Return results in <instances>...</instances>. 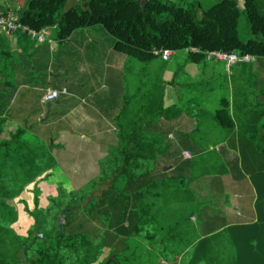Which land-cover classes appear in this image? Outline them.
<instances>
[{"label":"crops","instance_id":"1","mask_svg":"<svg viewBox=\"0 0 264 264\" xmlns=\"http://www.w3.org/2000/svg\"><path fill=\"white\" fill-rule=\"evenodd\" d=\"M14 2L2 0L0 12L3 9L17 12L23 7L21 0ZM95 27L78 30L62 42L48 31L43 32L44 42L19 34L0 36V112L12 105L21 109L24 91L67 89L60 118L55 119L76 159L59 160L57 167L64 171L100 172L105 158L117 153L119 113L125 107L120 124L128 131L137 110L146 107L138 98L141 87L150 84L146 79L150 67L161 63L163 94L156 108L163 102L162 112L154 123H147L145 115L142 116L144 124L139 137L143 153L150 157L149 150H153V158L147 160L149 164L144 169L150 174L139 183L143 187L160 183L157 191L149 195L159 204L156 215L161 223L176 218L174 214L167 218L165 197H174L181 190V186L167 184L166 171L181 177V183L188 182L190 204H206L200 220L196 216L191 219L196 221L189 234L198 238L185 248L183 255L189 253L194 257L205 251V260L213 258L220 264H256V248L247 239L251 238V230L255 237L258 223L255 204L260 196L257 191L264 189V155L255 147L258 140L264 141V59L235 65L231 73L223 63L190 62L188 58L181 61L178 54L172 57L170 65V61L159 58L144 63L117 52L115 40ZM138 62L142 64L141 75L136 72L140 70ZM171 65L177 70L170 72L167 83L166 68ZM55 66L56 74L43 85L36 81L37 75ZM188 70L189 74H180ZM181 75L185 78L180 81ZM9 94L12 98L6 104L2 95ZM223 96L230 100L233 129L221 126L215 119ZM28 102L34 109L39 106ZM150 140L156 146L147 145ZM187 151L194 156L181 159ZM204 156L208 161L199 169L201 174L195 176V167ZM166 157H171L173 163L160 168L158 165L166 162ZM171 182H176L175 178L171 177ZM167 230L158 227L157 233L166 235ZM223 232H229L233 241L227 248L228 254L221 257L214 253L220 252L214 242Z\"/></svg>","mask_w":264,"mask_h":264},{"label":"trees","instance_id":"2","mask_svg":"<svg viewBox=\"0 0 264 264\" xmlns=\"http://www.w3.org/2000/svg\"><path fill=\"white\" fill-rule=\"evenodd\" d=\"M67 1L29 0L18 10L20 21L39 33L56 27V40L61 42L78 30L101 26L114 38L117 52L144 63L156 58L153 55L154 49L179 51L188 47H197L202 51L188 54L190 62L205 60V53L211 51L250 54L257 59H264V13L257 0H243L244 11L254 36L246 41L239 34V20L243 10L238 0H220L204 10L201 17L195 6L184 7L164 0H88L84 8L74 6L62 12ZM8 11L3 9L1 14ZM15 34L30 37L27 33ZM45 93L24 91L21 93V109L12 105L0 112V224L17 218L15 206L9 203L20 195L19 184L36 181L41 174L55 168L59 160L76 159L72 149L63 140L64 131L56 125L55 116L60 118L65 95L53 101L48 109L43 102ZM2 96L6 104L12 98L11 94ZM29 100L38 103V108L29 106ZM162 106L163 102L158 110L160 116ZM124 109L118 115V146L114 161L116 168L112 173L102 169L98 175L99 180L92 179L85 186L93 188L91 198L77 192L72 194L67 206L62 199H52L53 206L42 209L37 192L34 209L29 211L35 219L34 227L28 230L25 237L15 235L12 239V244L19 251L23 250L24 260L17 259L14 262L0 258V264H96L105 243L96 245L92 235L87 232L68 229L71 220H77L78 211H84L89 217H93L94 212L100 216L108 200L114 205H122V222L128 214L138 219L139 223L133 231L140 232L143 227L148 229L161 223L158 215L153 213L155 203L137 201L136 204L135 199L144 196L146 191L151 194L160 183H149L145 189L134 193L126 191L127 185L138 183L150 174V171H144V161L150 157L143 153V141L139 137V129L144 124V118L140 116L142 109L137 110L135 121L128 131L120 124ZM47 112L48 118L41 122ZM215 119L227 129L234 128L228 97H221ZM28 136L32 137V142L27 140ZM255 147L264 155V141L258 140ZM99 189L100 196H94V192ZM131 202L132 205L136 204L135 207H132ZM259 202L260 196L255 204L258 215L255 237L251 230V238L247 239V243L256 248V261L261 252L264 255V204L260 205ZM193 209L190 208L191 212L187 215L178 213L173 220H166L163 225H159L160 228L168 229L166 235L161 236L157 242L164 246L163 256H178L181 251L178 252L177 247L184 245L189 248L197 241L198 236L189 234L194 227L191 219L196 214L200 215L202 208L196 211ZM64 210L65 222L62 223L60 214ZM52 211L56 212L52 214ZM149 235L153 239L157 236L153 233ZM205 242L203 240L201 243ZM205 257V251L196 253L193 261H206ZM121 258L124 260L125 255ZM250 258H253L252 252ZM106 264L117 263L111 259Z\"/></svg>","mask_w":264,"mask_h":264},{"label":"rangeland","instance_id":"3","mask_svg":"<svg viewBox=\"0 0 264 264\" xmlns=\"http://www.w3.org/2000/svg\"><path fill=\"white\" fill-rule=\"evenodd\" d=\"M13 3L14 0H11ZM29 0H21V3L23 7L28 3ZM88 0H68L65 8L62 12L67 11L68 9L77 6L84 8L85 3ZM164 1H170L177 5L184 6V7H191L195 6L197 9L199 17L202 16L204 10L209 9L216 3H218L220 0H164ZM240 3V7L243 10L242 14L240 16L239 20V34L240 37L243 40H249L253 38L251 28L247 19L246 12L244 11V4L243 0H238ZM259 7L261 11L264 13V0H257ZM2 0H0L1 4ZM198 7V8H197ZM1 13V12H0ZM18 13V11H17ZM97 29H102L101 26H96ZM49 34L52 35L53 38L56 39L57 37V28H51L49 31ZM111 37V36H110ZM48 37H46L47 39ZM112 38V37H111ZM114 39V38H112ZM178 56H180V59L188 58V54L184 52H178ZM175 54V55H177ZM160 59V58H159ZM172 59V58H171ZM174 60V59H173ZM135 61V60H134ZM182 61V60H181ZM206 61V60H205ZM60 64L59 58H57V61L55 62V65L58 66ZM172 64L170 63L168 65ZM137 65V64H136ZM138 65L140 67V70L136 71L138 74H142V64L138 62ZM167 65V67H168ZM54 67L53 70L50 69L48 71H45L39 75L36 76V81H39L41 85L44 84V81L50 77L52 74H56L57 67ZM167 69V80L166 82H170V72L173 70H177L175 66H170L169 69ZM175 69V70H174ZM147 71V70H146ZM46 73V76H43ZM189 74L190 71L186 72H180V74ZM43 74V75H42ZM146 74V73H145ZM163 75V67L160 63L150 67L149 75H147V80L150 81V84L147 86L141 87V98H138V102H141L145 108H143L142 113L140 116L145 115V119H147L148 122H157L160 118V114L158 113V106L156 108L157 103L161 100L162 97V90H161V79ZM184 75H181L180 81L184 79ZM231 79V78H230ZM232 82V80L230 81ZM143 90V91H142ZM185 94V93H183ZM139 96V95H138ZM52 105V104H51ZM231 114V109H230ZM136 115V113H135ZM215 115V113H214ZM232 117V114H231ZM28 141L32 142L33 139L30 138V136L26 137ZM141 139V138H140ZM195 142V141H193ZM147 145H151V147L156 146V144H153V141H146ZM150 157H152V151L149 150ZM117 155L113 154L111 156H108L104 160V165L102 166V171L112 173V171L116 168L115 164V157ZM147 156V155H146ZM194 155L191 154V152H183L181 155V159H189L192 158ZM166 162L162 161L160 165H158L160 168L162 166H167L171 162V157H166ZM200 161V159H199ZM208 158L204 156L200 163L196 165L195 167V176H198L201 174V171L199 169H202L205 164L207 163ZM145 167L149 164L147 160L144 161ZM149 167V166H148ZM168 175H166L165 179L167 180V184H174L175 186H178L181 190L177 192L176 196H166V210L165 214H167V218H170V215L174 214L177 216L179 213L180 215H187L190 213V208H194L193 210H199V208H202L201 212H204L206 209V204H190L189 202V192L188 188L186 187L188 185V182H184L182 180V183L179 181L181 177H177L173 174V172L166 171L164 172ZM100 172H94V171H64L62 169H59V167L52 168L45 173L41 174V176L34 182L29 184H19L21 187L20 195L15 198L12 202L9 204H12L15 206L17 211V218L15 221H7L3 224H0V258H8L10 260H13L14 262L17 261V259L24 260V256L22 254V251H19V249L12 244V239L15 235H19L21 237H25L28 233V230L32 229L35 225V219L33 216H31L29 211H33L34 209V202H35V196L38 192L39 195V206L42 209H47L51 206H53L52 199H62L65 206L70 204V201L72 199V194L74 193H81L88 195L89 198H91V191H93V188L91 187H85L87 184L92 180L96 179L99 180L98 175ZM204 175V174H203ZM171 177L175 178L176 182H171ZM19 179V178H18ZM173 180V179H172ZM182 184V185H181ZM184 184V185H183ZM145 189L140 183H134L133 185L128 186L126 188V191L129 193H134L136 191H141ZM159 189V188H158ZM157 188H153L151 192H155ZM161 191V188H160ZM260 195V205L264 204V189H260L259 191ZM144 196L142 195L141 198H135L136 204L137 201L139 202H153L154 199L150 197L148 191L145 192ZM100 196V189L94 192V196ZM178 195V196H177ZM197 198V196H195ZM154 203V202H153ZM131 202L132 207H135V205ZM205 205V206H204ZM157 207H159V204H154L153 213L156 214ZM64 210L60 214L61 222L64 223L65 214ZM56 211H52V214ZM122 205L120 203H116L115 205L108 200L106 202V206L101 211V215L97 216L94 212L93 217L88 216L84 211H78L77 212V220L73 221L71 220L72 224L69 227L68 230L70 231H78L82 230L84 232H87L88 234L92 235L94 238V243L96 245L105 243L104 249L101 251V256L99 258V261L96 264H106L108 260H114L117 264H220L218 262L219 260L215 259H208L206 261L202 260L200 262L194 263L193 261V254L187 253L186 255H183V252L186 247L180 246V248L177 247L178 252H180V255H168V257L163 256V245L160 243H157L160 239L162 234L157 233V228L160 227L159 225H163L162 223L158 222L153 227H149L148 229L143 227L140 232L133 231V228L136 224L139 223L137 218H133L130 214L124 216L125 220L122 222ZM158 212V211H157ZM88 218L89 220H86ZM197 220L199 219V215L196 214ZM195 220V219H194ZM192 221V220H191ZM196 221V220H195ZM193 221L192 223H194ZM150 233L156 234V238H150ZM232 236L229 234V232H223L221 233L216 239L215 244L217 246V249L219 248V256H225L228 254L227 248L232 243ZM217 253V254H218ZM125 255V259L122 260V255ZM182 257V258H181ZM193 257V258H191ZM181 258V259H180ZM256 264H264V255L261 252L258 256V260L256 261Z\"/></svg>","mask_w":264,"mask_h":264},{"label":"built area","instance_id":"4","mask_svg":"<svg viewBox=\"0 0 264 264\" xmlns=\"http://www.w3.org/2000/svg\"><path fill=\"white\" fill-rule=\"evenodd\" d=\"M15 33H27L33 39L39 40L40 42L45 41V34L43 32L39 33L35 30L30 29L28 26L24 25L19 18V15L15 11H8L5 14L0 13V36L12 35ZM178 52H184L186 54L191 53H201V49L197 47H188L183 50H171L165 48H159L153 50V55L156 58H160L161 60L167 62L170 61L171 58L177 54ZM257 58L250 55H240L238 53L232 52L227 53L223 51H211L205 53V60L208 62L216 61L223 63L226 71L231 73V69L235 65L239 64H249L255 61ZM67 94V89H49L46 91L43 102L48 104L53 101L59 99L61 96Z\"/></svg>","mask_w":264,"mask_h":264},{"label":"water","instance_id":"5","mask_svg":"<svg viewBox=\"0 0 264 264\" xmlns=\"http://www.w3.org/2000/svg\"><path fill=\"white\" fill-rule=\"evenodd\" d=\"M47 106H48V109H49V108H50V106H51V103H48V104H47Z\"/></svg>","mask_w":264,"mask_h":264}]
</instances>
